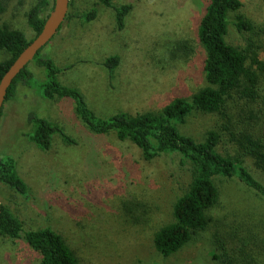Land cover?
Listing matches in <instances>:
<instances>
[{
    "label": "rangeland",
    "instance_id": "rangeland-1",
    "mask_svg": "<svg viewBox=\"0 0 264 264\" xmlns=\"http://www.w3.org/2000/svg\"><path fill=\"white\" fill-rule=\"evenodd\" d=\"M34 1L0 0L4 7L0 25L32 38L25 13ZM240 1L241 14L255 27L264 25V0ZM207 3L112 0V8H105L97 0H70L71 16L41 54L61 69L57 81L78 89L97 116L156 112L173 98L189 99L205 86L204 53L196 32ZM121 5H129L130 11L120 31L114 8ZM94 8L95 19L85 22L80 16ZM228 21L226 41L244 47L234 15ZM181 40L193 49L189 58L173 51L172 45ZM113 55L120 63L111 80L103 62ZM8 58L0 51V62ZM260 58L264 60V52ZM28 72L34 80L17 86L0 116V158L14 159L28 189L23 197L0 184V203L9 207L25 231L52 229L80 264H264V202L237 179L215 180L219 203L210 213L214 221L207 230L174 255L157 253L153 232L171 220V204L189 181L180 157L162 155L145 162L130 142H120L114 134L91 133L76 117L72 101L41 96V69L30 64ZM32 115L60 126L71 142L55 133L51 148L39 149L27 135L33 130L28 123ZM220 123L215 115L194 113L178 127L182 134L201 140ZM234 151L223 136L218 152L233 155ZM245 165L264 183L248 158ZM234 234L244 237L247 245L236 238L222 252L217 240L229 243ZM0 264H40V258L22 239L0 236Z\"/></svg>",
    "mask_w": 264,
    "mask_h": 264
},
{
    "label": "trees",
    "instance_id": "trees-1",
    "mask_svg": "<svg viewBox=\"0 0 264 264\" xmlns=\"http://www.w3.org/2000/svg\"><path fill=\"white\" fill-rule=\"evenodd\" d=\"M2 3L0 15L4 12ZM97 4L112 8V0H97ZM50 9L51 0H35L28 7L25 16L33 37L41 31ZM241 9L240 0H208L196 32L204 53L205 86L189 99L173 98L156 112L136 115L119 112L102 118L89 108L78 89L57 81L61 69L52 58L39 52L30 63L43 72L41 96L49 101H72L76 117L91 133L114 134L118 141L130 142L140 151L145 162L162 155L180 157L179 164L188 170L189 181L183 193L171 204V220L157 226L151 240L156 252L164 257L181 251L213 223L210 213L219 203L216 179H237L264 202V183L245 165L248 158L255 170L264 176V60L260 58L264 52L261 43L264 42V25L255 27L241 14ZM129 11V5L114 8L117 30L124 28ZM96 12L94 8L80 17L90 22L95 19ZM230 15L235 17L237 32L244 36V47H235L226 41ZM70 16L68 11L66 20ZM32 38L28 39L22 31L0 25V51L9 55L0 62V79ZM172 46L173 51L180 52L185 58L192 55L193 49L188 41L181 40ZM119 63L117 55L103 62L111 80ZM28 66L13 81L5 103L14 98L19 84L29 85L34 80ZM194 113L217 116L221 122L219 128L205 132L201 140L182 134L178 125L184 124ZM28 123L33 126V130L27 133L29 140L43 151L51 148L55 133L63 135L64 129L46 119L32 115ZM223 136L233 146L235 154L218 152ZM0 184L23 197L28 194L27 185L18 175L14 159L9 156L0 158ZM249 233L253 236L251 230ZM0 236L10 240L22 239L39 255L40 264H80L75 252L58 233L50 228L25 231L22 222L1 203ZM236 238L240 237L232 235L229 243L228 240H217L219 249L225 253L228 245L235 244ZM239 240L243 247L247 245L244 237Z\"/></svg>",
    "mask_w": 264,
    "mask_h": 264
},
{
    "label": "water",
    "instance_id": "water-1",
    "mask_svg": "<svg viewBox=\"0 0 264 264\" xmlns=\"http://www.w3.org/2000/svg\"><path fill=\"white\" fill-rule=\"evenodd\" d=\"M70 0H51V9L44 19L41 31L19 53L0 79V112L13 81L34 60L36 55L57 35L69 11Z\"/></svg>",
    "mask_w": 264,
    "mask_h": 264
}]
</instances>
